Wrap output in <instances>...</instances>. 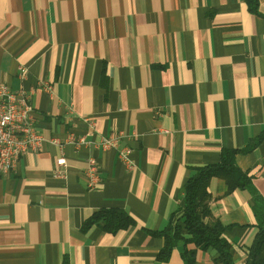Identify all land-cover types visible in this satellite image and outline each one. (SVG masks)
I'll return each mask as SVG.
<instances>
[{
    "label": "crops",
    "instance_id": "1",
    "mask_svg": "<svg viewBox=\"0 0 264 264\" xmlns=\"http://www.w3.org/2000/svg\"><path fill=\"white\" fill-rule=\"evenodd\" d=\"M0 82L27 94L44 138L0 175V264H185L182 245L159 261L163 240L148 230L183 206L194 168L264 134V0L255 13L248 0H0ZM108 137L116 146H102ZM236 164L264 199V140ZM209 191L208 220L231 226L224 236L245 264L255 201L221 178ZM113 208L136 225L82 230ZM216 257L197 249L196 264Z\"/></svg>",
    "mask_w": 264,
    "mask_h": 264
},
{
    "label": "trees",
    "instance_id": "2",
    "mask_svg": "<svg viewBox=\"0 0 264 264\" xmlns=\"http://www.w3.org/2000/svg\"><path fill=\"white\" fill-rule=\"evenodd\" d=\"M252 12L258 10V0H248ZM264 140V134L253 139L245 148H225L220 160L193 169L192 174L182 187L183 206L175 211L168 224L160 230H148V233L163 240V247L157 255L161 262H167L173 250L182 245L181 255L185 264H196L197 249L213 250L218 264H236L232 255V244L224 236L231 227L213 218L210 208L212 195L209 191L213 178L226 182L228 192L247 190L255 204L253 210L257 219L258 233L249 248L245 264H264V199L253 185L252 177L236 164L239 153L252 151ZM93 225H100L104 231L116 234L136 225L135 220L123 209H100L85 220L82 230L88 231ZM192 244L195 248H188ZM64 264H69L66 259Z\"/></svg>",
    "mask_w": 264,
    "mask_h": 264
},
{
    "label": "built area",
    "instance_id": "3",
    "mask_svg": "<svg viewBox=\"0 0 264 264\" xmlns=\"http://www.w3.org/2000/svg\"><path fill=\"white\" fill-rule=\"evenodd\" d=\"M22 75H26L25 70ZM70 140L76 145L86 144L85 137H72ZM117 141V137L103 138L102 146L114 147ZM43 142L44 138L36 128L33 107L27 94L13 91L7 84L0 82V175L11 172L22 155L38 150ZM130 152V149H124L119 155L132 168ZM88 163L89 185L94 187L98 181V165L94 158H90ZM57 166V172L61 174L66 166V158L57 160Z\"/></svg>",
    "mask_w": 264,
    "mask_h": 264
}]
</instances>
